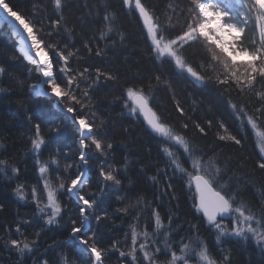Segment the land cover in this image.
<instances>
[{"label":"snow or ice","instance_id":"obj_1","mask_svg":"<svg viewBox=\"0 0 264 264\" xmlns=\"http://www.w3.org/2000/svg\"><path fill=\"white\" fill-rule=\"evenodd\" d=\"M74 5L76 0H42L41 7L33 4L34 10L29 14L13 5L11 0H0L4 19L11 18L19 27L20 31L14 29L13 34L20 36L21 42L30 46L35 54V58H30L25 52L35 66L33 70L43 77L39 84L47 85L35 94L55 97V102L69 114L77 146L76 158L71 162L65 160L61 172L60 157H68L69 153L57 150L50 153L48 159H42L44 149L53 138H45L40 123L33 124L28 152L38 178L31 185L30 194L26 184H17L13 194L20 201L34 205L35 209L31 218L13 221L15 234L3 240L4 248L15 251L21 259L30 254L33 264H52L44 253L48 248L67 245L69 241L79 242V259L70 261L65 255L63 264H110V257L117 253L118 264H233L231 254L220 247L222 238L233 237L254 243L264 253V196L248 200L244 195L250 185L258 183L252 177L257 172L264 174V130H261L264 129V0H164L162 8L149 0H120L119 9L113 7L110 0L103 4L97 0L95 12L90 3L84 4L89 9L87 16L76 17L77 22L69 27L67 14ZM41 13L42 19L37 21L35 17ZM129 15L137 20L149 58L154 63L168 64L174 68V74L178 72L196 85L211 86L225 98L229 115L239 127L233 132L220 119L216 124L215 140L223 143L205 151L195 143L196 137L186 138L187 132L191 127L199 138H205L214 122L205 119L201 123L189 115L170 77L159 71L133 77L116 99L122 101V109L127 110L128 116L146 125L149 134L159 139V151L167 159L162 157L161 163L155 166L156 173L147 177L155 189L151 198L144 193L125 203L128 197L118 193L124 186L128 157L125 156L122 166L115 161L109 163L107 157L115 146L108 136L107 122L104 119L97 122L93 107L94 91L102 83L118 81L119 73L113 74L89 63L73 66V60L103 58L118 42L123 44L126 36L120 20ZM85 24L90 28L95 25L90 36L85 32ZM77 37H83L79 47ZM6 71L5 66H0V76ZM36 88V84L29 85L30 92ZM163 90L171 94L177 114L174 119L179 122V128L164 118L156 104V93ZM4 91L6 89L0 87V92ZM27 119L31 123L33 117L27 115ZM51 131L58 135L60 128ZM241 133L254 134V147L258 149L253 171L243 190L233 185L232 177H228L231 159L221 164L216 150L223 144L244 147ZM5 156L6 153H0V174L8 180L18 179L21 175L19 162H10L11 158ZM100 157L105 159L97 169V193L91 191L92 180L86 170L92 159ZM72 169H75L74 174ZM139 171L145 173L146 169L141 167ZM175 176L186 181L187 189L192 191V208L214 235V246L203 238L200 225L191 223L187 234H181L182 229L176 223L179 217L164 212L165 197L169 201L178 199L172 183ZM85 188L89 191L85 192ZM108 194H116L122 206L115 211L131 217V222L122 240L117 237L104 248L97 236L100 224L109 218L103 208V197ZM65 199L72 202L78 215H69L71 205L64 203ZM4 210V205L0 204V212ZM145 216L148 219H143ZM224 217H229L228 223H224ZM93 218L95 227H87L85 222ZM32 219L42 220L43 225L30 237L26 231ZM65 225H70L67 238L53 241L44 253H40L39 241L44 231ZM6 230L12 233V225Z\"/></svg>","mask_w":264,"mask_h":264},{"label":"trees","instance_id":"obj_2","mask_svg":"<svg viewBox=\"0 0 264 264\" xmlns=\"http://www.w3.org/2000/svg\"><path fill=\"white\" fill-rule=\"evenodd\" d=\"M11 2L21 11H26L29 14L34 10L33 4H36L38 8L42 5V0H11ZM99 2L103 4L105 0H99ZM149 2L159 3L161 8L164 4V0H149ZM89 3L92 5V11L95 12L97 0H76L73 10L67 14L70 20L69 27L77 22L76 17L87 16L89 9L83 5ZM110 3L113 7L119 9L120 0H110ZM42 15V13L38 14L35 19L40 21ZM120 23L126 36L123 44L118 42L117 47L107 50V55L103 58L93 57L88 61L74 59L73 66L77 63H89L94 64L95 67L111 71L113 74L119 73L118 81L102 83L94 91L93 107L97 113V122L99 119H104L107 122L108 136L113 139L115 147L107 157L109 163L115 161L117 165L122 166L121 162L125 156L128 157V171L125 175L124 186L118 193L121 196L128 197V200L125 201L127 203L134 201L137 195L144 193H147L148 197L151 198L155 189L152 187L153 182L148 180L147 177L156 173L155 166L161 163L163 157V153L159 151V139L153 138L149 134L146 125L128 116L127 110L122 109V101L116 99L127 81L132 80L133 77L140 78L156 71L170 77L176 89V95L189 112V115L194 116L201 123L205 119H211L214 122V127L205 138H199V134L191 127L187 132L186 138L196 137L195 143L205 151H210L213 146L223 143L215 140L216 124L220 119H223L233 132L238 129L239 125L229 115L230 110L226 108L225 98L220 96L211 86L196 85L178 72L174 74V68L168 64L154 63L149 58L144 36L141 34L134 16H122ZM44 26L47 27V21H44ZM94 28L95 25H92L91 28L89 24L84 25L85 32L89 36ZM77 31H79V25ZM44 38L48 39L46 34H44ZM82 38L77 37V47L80 46ZM101 46L103 47V45ZM48 51L51 58L50 50ZM0 66H5L7 69L6 73L0 76V87L6 89V91L0 92V145H3V147H0V153H6L4 158H11L10 162H19L21 169V175L18 179L8 180L0 174V204L5 207V210L0 212V226H3L0 228V264H33V258L30 254L21 259L15 251L6 250L3 244L4 239H7L10 234H15L13 221L23 217L31 218L35 209L34 205L20 201L13 194V189L17 184H26L28 186L26 190L30 194L31 185L36 183L38 178V172L33 169L32 155L28 152L30 147L28 137L33 131V124L40 123L45 138L49 136L53 138V142L44 149L41 158L46 160L49 158L50 153H55L57 150L61 153L68 152V157H60V171L63 172L64 161L71 162L76 158V133L72 121L62 111V106L58 105L60 108L58 109L54 106V99L46 95H36L35 90L29 91V85L39 84L40 76L33 70L35 66L31 61L20 54L17 49V42L5 26L0 27ZM46 88L47 85H44V89ZM156 96L158 97L156 104L161 114L166 120L179 128V122L174 119L177 114L174 113L171 94L167 90H163L157 92ZM225 96H227V93H225ZM122 110L124 111L123 116H121ZM88 114L91 118V113ZM27 115L33 117L31 123H29ZM189 123L191 124V121ZM56 127L60 128L58 135L51 131ZM124 129H128V131L125 132ZM241 138L244 141V147L242 148L223 144L222 147H217L216 150L221 156V164L231 159V170L228 172V177H232L233 185L243 190V186L248 183V176L253 171V162L257 159L258 149L254 147V134L241 133ZM104 159V157H100L99 160L92 159L90 167L86 170L92 180L91 191L93 192L98 193L99 191L96 183L97 169L100 161ZM163 159L166 160L167 158L163 157ZM141 167L146 169L145 173L139 171ZM71 172L74 174L75 169H72ZM168 175L172 176V173L169 172ZM252 180L258 183L254 186L250 185L244 195L248 200H259L261 196H264V174L257 172ZM237 181H239V184H237ZM172 183L175 188L174 195L178 199L169 201L168 197H165L163 202L164 212L174 213L179 217L176 223L182 229L181 234H187L191 223L200 225L203 238L210 246H214V235L209 229L205 228L204 224L195 215L190 199L192 191L187 189L186 181H182L178 176H175ZM88 191L89 189L85 188V192ZM103 200V208L108 212L109 218L100 224L97 240L101 247L107 248L114 239L119 237L122 240L124 233L129 231L131 217H126L124 214L115 211L118 206H122L121 202L117 201L116 194H108L103 197ZM64 203L71 205L69 215H78L72 202L65 199ZM65 219H67V216H65ZM143 219L146 220L148 217L145 216ZM9 224L12 225V233L6 230ZM42 225V220L32 219L31 224L27 226L26 235L32 237L35 230ZM86 225L94 228V218L91 222L86 221ZM68 227L70 225L53 228L52 230L46 229L39 241L41 245L40 253H44V249L53 244V241L66 239ZM222 241L220 247L224 248L226 253L231 254L233 264H264V253L254 243L245 242L234 237L222 238ZM78 243V241H69L67 245L61 244L48 248V251L44 253L45 257L52 261V264H63L62 257L65 255L69 257L70 261H78L80 254ZM40 253H37V256ZM117 256L118 253L110 257V264H118Z\"/></svg>","mask_w":264,"mask_h":264},{"label":"bare ground","instance_id":"obj_3","mask_svg":"<svg viewBox=\"0 0 264 264\" xmlns=\"http://www.w3.org/2000/svg\"><path fill=\"white\" fill-rule=\"evenodd\" d=\"M4 15H5V14H3L2 12H0V23H1V22H5V23L8 24V23L11 22V23L14 24L15 28H16L18 31H20L18 25H16L15 22L11 20V18H8L7 20H5V19H4ZM5 23H4V24H5ZM19 41H20V43H21V45L19 46L20 50H21V51H25V52L30 53V49H29L30 46H27L26 43H22V42H21V37H20ZM31 54H32V53H31ZM32 55H33V57L35 58V54L33 53ZM39 76H40V75H39ZM40 78H41V80L43 79V77H41V76H40ZM41 88H43V86L40 85V84H38V85H37V88L35 89V91H39V90H41Z\"/></svg>","mask_w":264,"mask_h":264},{"label":"rangeland","instance_id":"obj_4","mask_svg":"<svg viewBox=\"0 0 264 264\" xmlns=\"http://www.w3.org/2000/svg\"><path fill=\"white\" fill-rule=\"evenodd\" d=\"M5 22H1L0 23V27H2V26H5L6 28H8L9 30H10V33H11V35H12V37H13V39L17 42V45H18V47L21 45V43H20V41H19V39H20V36H18V35H14L13 33H14V29L15 30H17L16 28H15V26H14V24L13 23H5ZM18 31V30H17ZM18 47H17V49H18ZM30 49V48H29ZM19 51V50H18ZM24 54H25V51H22ZM32 52H31V50H30V53H28L27 52V54H28V57H30V58H34L33 57V53L31 54ZM23 55V54H22ZM25 56V55H24ZM30 58H27L29 61H31V59ZM54 100H55V97H54ZM228 220H229V217H224V223H228ZM214 231V230H213Z\"/></svg>","mask_w":264,"mask_h":264},{"label":"water","instance_id":"obj_5","mask_svg":"<svg viewBox=\"0 0 264 264\" xmlns=\"http://www.w3.org/2000/svg\"><path fill=\"white\" fill-rule=\"evenodd\" d=\"M49 97H50V96H49ZM51 98H53V97H51ZM56 108H58V106H57V105H56ZM66 115H68V116H69V114H67V113H66Z\"/></svg>","mask_w":264,"mask_h":264}]
</instances>
